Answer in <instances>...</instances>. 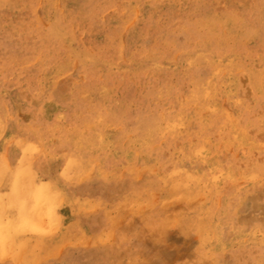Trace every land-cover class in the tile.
I'll return each mask as SVG.
<instances>
[{
  "label": "bare ground",
  "instance_id": "1",
  "mask_svg": "<svg viewBox=\"0 0 264 264\" xmlns=\"http://www.w3.org/2000/svg\"><path fill=\"white\" fill-rule=\"evenodd\" d=\"M47 1L51 3L43 5L45 13L52 12L54 5ZM72 1L73 6L67 4L76 10L74 15L89 8L79 21L94 51L83 54L85 82L75 84L68 100L57 101L47 117L56 77L44 67H61L63 38L56 28L48 35L34 29L36 24L34 28L19 24L26 32L22 36L15 28H4L0 20V154L2 143L14 140L10 162L0 156V253L27 252L33 237L32 246L39 251L34 261H42L45 244L58 243L49 233L69 219L60 212L64 205L52 197L66 189V163L34 197L28 193L39 171L32 167L31 157L44 148L75 165L99 162L103 171H112L116 161L160 166L176 187L171 193L189 197L201 193L213 199L216 218L206 221L202 215V226L225 220L238 209L244 189L237 178L246 177L247 189L258 188L264 200V152L260 161L245 156L243 168L226 153L230 141L236 146L264 144L255 135V130L264 129V0H250L249 8L240 12L229 10L221 0H134L143 15L136 26V43L125 46L128 62L120 59L116 44L122 22L106 14L113 6L121 15L128 0ZM31 3L34 0H0V11L16 23L20 13H14L25 14ZM71 29L67 27L68 33ZM37 69H42L40 79ZM243 76L249 84L246 92ZM186 84H193V89L185 90ZM222 97L233 112L223 110ZM16 100L31 114L24 125L11 116ZM208 105L213 111L206 117L202 110ZM225 128L229 142L224 139ZM138 153L148 157L140 159ZM217 197H222V204L216 203ZM32 201L35 206L29 213ZM44 213L53 219L46 226L41 219ZM30 257L10 264H31L35 254Z\"/></svg>",
  "mask_w": 264,
  "mask_h": 264
},
{
  "label": "rangeland",
  "instance_id": "2",
  "mask_svg": "<svg viewBox=\"0 0 264 264\" xmlns=\"http://www.w3.org/2000/svg\"><path fill=\"white\" fill-rule=\"evenodd\" d=\"M52 1V12L45 13L43 5L51 1L34 0L25 14L14 13H20V17L16 15V19H19L16 23H13L11 17L5 15L3 10L0 11L3 27L15 28L22 36L26 32L20 31L19 24L32 28L36 24L34 29L48 35L56 28L57 34L63 38L65 54L61 59V67H44L56 77L45 117L57 108V101L68 100L75 84L79 86L85 82L88 70H84L83 54H92L94 51L90 44H87V35L82 30L83 22L79 21L85 17L89 8L74 15L76 10L70 9L67 4L70 2V6H73L72 0ZM221 1L223 6L237 12L246 10L251 4L250 0ZM134 2L128 0L125 3H129L127 10L121 15H116L113 6L106 9L108 17L117 18L122 22L117 32L116 44L123 62L129 60L127 48L131 43H136L134 41L138 33L135 30L143 15L142 7ZM69 10H72L73 14H70ZM74 23H79V26H73ZM69 26H72L70 33L67 30ZM178 57L179 54L176 53L174 58ZM32 65L35 66L36 63L32 61ZM255 66L258 67L259 64L255 63ZM42 75V69H37V78L40 79L39 76ZM241 83L243 91L246 92L249 88L246 77H242ZM184 88L187 91L192 90L193 84H186ZM16 101L18 103L11 116L24 125L30 122L31 114L21 100ZM220 104L225 112L234 111L225 97L221 98ZM212 111V105H208L202 110V114L209 117ZM262 119L264 121V117ZM262 129L255 130L258 140L264 139ZM224 130V139L229 142V130ZM38 136L36 134L37 138ZM12 143L14 140L11 139L2 143L5 148L0 156L3 160L6 159V162H10ZM235 144L230 141L226 153L242 168L245 156L252 155L257 161L263 158L262 142L257 146L252 145L253 147L250 144ZM41 153L31 157L32 167H38L39 171L36 184L28 187V193L36 192L31 193L34 197L38 189L48 184L49 176L57 174L66 163L69 167L66 170L69 175L66 189L62 194H53L52 197L60 205H64L60 212L64 216L68 215L69 219L49 233L58 243L45 244L46 253L42 261H34L39 251L33 248L35 240L31 237V246L27 252L18 250L13 255L0 253V264L21 263L26 258L30 260L33 254L35 257L31 264H264V200L259 198L258 188L247 189L246 177L236 180L240 188L244 189L237 200L238 209L232 211L225 220L204 223L202 226V215L207 217L206 221L216 218L218 208L212 203L213 199L201 193L192 197L171 193V188L176 187L165 178L164 168L160 166L153 163L144 167L129 166L126 161H116L113 162L116 167L112 171H103L99 162H92L85 167L84 164L75 165L67 161L68 158L52 152L50 148H44ZM138 156L143 160L148 157L144 153H138ZM74 165L76 169L70 171ZM11 167L15 171L14 165ZM221 198L217 197L216 203L222 204ZM30 205L29 213L33 211L35 203L32 201ZM51 218L46 213L41 217L45 226L49 225L50 221L53 222Z\"/></svg>",
  "mask_w": 264,
  "mask_h": 264
}]
</instances>
